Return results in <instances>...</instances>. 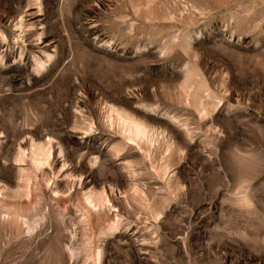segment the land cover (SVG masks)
Here are the masks:
<instances>
[{
    "label": "rangeland",
    "instance_id": "obj_1",
    "mask_svg": "<svg viewBox=\"0 0 264 264\" xmlns=\"http://www.w3.org/2000/svg\"><path fill=\"white\" fill-rule=\"evenodd\" d=\"M0 264H264V0H0Z\"/></svg>",
    "mask_w": 264,
    "mask_h": 264
},
{
    "label": "bare ground",
    "instance_id": "obj_2",
    "mask_svg": "<svg viewBox=\"0 0 264 264\" xmlns=\"http://www.w3.org/2000/svg\"><path fill=\"white\" fill-rule=\"evenodd\" d=\"M133 122V121H132ZM135 135V134H134Z\"/></svg>",
    "mask_w": 264,
    "mask_h": 264
}]
</instances>
